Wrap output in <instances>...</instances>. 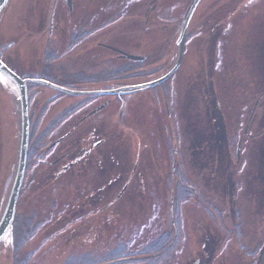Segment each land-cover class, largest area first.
Segmentation results:
<instances>
[{
    "label": "rangeland",
    "instance_id": "rangeland-1",
    "mask_svg": "<svg viewBox=\"0 0 264 264\" xmlns=\"http://www.w3.org/2000/svg\"><path fill=\"white\" fill-rule=\"evenodd\" d=\"M188 1L71 0L73 7V12H71L68 10L66 0H10L5 10L4 21L0 26V37L3 43L12 42V46H6L9 47L10 57L20 64H28L27 66H31L34 72L40 69L42 78L52 80H82V77L91 76L92 73L103 75L102 72H108L109 68L115 69L127 63L122 57L118 58L116 54L118 52L94 46L96 42L114 45L126 54L142 55L147 59L139 63L138 68L130 73L124 76L114 74L109 79L143 83L148 76L140 77L142 71H150L151 68L157 67L163 74L165 69L171 65L177 39V30L173 28L178 20L174 19L179 16ZM161 8L163 12L156 15ZM148 10L150 11L147 12ZM145 13H147L146 16H141ZM138 15L141 21L135 20ZM144 17L146 21H143ZM159 17L162 18L161 21ZM200 17H202L200 21L202 25L198 22ZM101 21H103L102 27L100 26ZM82 22L90 24L84 27L85 30L91 29L97 32L92 33L93 35L91 34L82 43L72 48L70 52L65 51L64 46L68 49L69 33L76 31ZM147 23L149 29L143 30ZM50 25L58 29L48 31ZM186 34L182 60L172 76L160 85L138 91V94L130 101L131 103L136 102L140 96L148 99L147 105L143 108L149 112L146 138L141 141L142 144L143 142L148 144L147 148L150 152L139 154L140 163L143 161L144 165V162H147L150 166L151 176L147 179V197L142 198L141 196L138 200L134 198L132 201L124 198V200H118L117 203H114L113 199L110 201L114 203L116 210H113L114 207L111 209L119 216L107 235L103 234V246H101L107 249L111 245L126 241L129 253L124 255L128 258L120 262V255H122L120 252L117 255L118 259L116 258L117 261L105 263L108 259H102L104 263H100V259L93 258L90 262H83L85 264H141L134 263L138 257L137 253L150 240L160 237L169 218L166 212L170 204H175L173 209L176 222H178V208H185L186 226L190 234L187 239L188 251L195 246L192 242L197 239L199 251L205 250L207 253V255L204 254L206 259H203L205 264H250V260L244 259L236 246L245 247L246 244H252L255 238L248 235H255L259 232L263 234L262 243L259 246L263 244L264 0H199L190 14ZM136 84L141 83L129 85ZM33 85L41 88V94H43L40 100H34L36 106L42 105L43 102L46 103L55 95H60L61 105L56 109H61L62 104L84 97H67L53 88ZM4 98L0 97V191L2 196L7 192L16 158L14 104L10 94ZM258 98L259 102L256 107L255 101ZM163 99L171 113L170 116H165ZM218 104L220 109L216 110ZM175 107L179 109L177 117L179 124L176 123L178 113L176 114ZM136 110L138 111V108ZM250 111L254 116L250 121L248 133L253 135L258 132L259 137L255 140L252 137L243 136L242 132ZM104 113L107 114V111ZM49 119L50 113L40 121L41 126L38 123L33 128V124V133L37 134ZM161 127L165 129L163 130L164 138L166 135L167 138L172 139L177 131V136L182 137L186 143L172 142L164 146ZM134 129V143L128 138L127 131H125L123 141L119 138L121 150L127 149L130 154L135 153L138 135L142 137L138 126ZM235 131H237V139L242 150L239 149L241 161L238 168L232 152L228 158V149L226 151V137L232 134L233 139L229 141V149L233 153L236 149L237 154L239 145L236 148ZM192 140L195 141L192 142ZM184 153L188 156L187 163L184 157L181 158ZM193 157H195L194 160H200L197 169L192 161ZM31 163L29 152L28 165ZM173 168L175 174L172 177L170 171ZM186 170H189L190 174ZM5 172L7 183L4 185L2 181ZM167 175L172 178H166ZM57 182L58 180L54 183ZM123 182L117 185L116 192L122 189ZM234 183H237V190L239 185L246 187L242 194L236 191L235 200L232 199ZM78 192V190L71 192V197L77 196ZM1 195L0 210L4 202ZM59 195L58 199L60 198L61 202L69 201L67 199L69 196H61L63 192L60 191ZM24 196L23 199H25ZM31 198L30 203L23 205V210H27L30 206H37L38 202L33 201V197ZM136 201L138 204L135 203ZM142 201L145 202L142 203ZM239 202L252 203L254 209L250 216L252 226L246 227L247 235L244 239L238 232L240 226L231 227L234 223H228L230 219L233 220L235 214L233 207ZM191 203L209 209L212 217H216L214 206L221 210L222 221L220 219H215V221L222 223V226L214 221L218 232L208 233L206 231V227H203L201 223L202 215L194 210ZM127 205L135 208L128 212ZM225 211L230 214L229 218L224 217ZM223 221L231 228L230 235H225L229 239L225 248L222 247ZM60 224L59 221L53 226L49 225L50 227L48 226L44 232L54 230ZM104 231L106 229H103ZM62 235L46 247L41 255L46 254L52 257L60 253L63 250L61 244L65 242ZM40 236V234L36 236L29 249L39 242ZM168 239L163 237L162 241H168ZM105 241H108L107 244ZM77 249L79 248L70 249L69 244L65 252L71 253L73 252L71 250ZM8 252L9 243L6 238L0 244V264H11ZM104 252L107 255V252L103 250V254ZM64 256L66 255H59L56 261H60ZM256 257L257 254L254 260ZM262 259V264H264V252ZM35 260V264H38L36 256ZM44 264H54V262L48 259Z\"/></svg>",
    "mask_w": 264,
    "mask_h": 264
},
{
    "label": "flooded vegetation",
    "instance_id": "flooded-vegetation-1",
    "mask_svg": "<svg viewBox=\"0 0 264 264\" xmlns=\"http://www.w3.org/2000/svg\"><path fill=\"white\" fill-rule=\"evenodd\" d=\"M7 4L0 11V26L4 21ZM124 9L125 8L122 7L123 11H125ZM162 9L163 8H161L156 15H160V13L163 12ZM68 10L73 12L72 4L71 9H69L68 7ZM149 11L150 10H148L147 12ZM146 15L147 13H145V15L142 14L141 16ZM134 17L135 16L133 15V18ZM159 18L161 21L162 18ZM171 18L173 19L174 17ZM201 18L202 17H200L198 22L201 21ZM176 19L178 20V16H176L174 20ZM135 20L141 21V17L138 15V18H135ZM146 20V17H144L143 21ZM177 22L173 29H176ZM102 24L103 21H101L100 23L101 27ZM148 25V23L145 24L143 30H146L145 28L149 29ZM56 29L58 28L54 25H50V27H48V31H54ZM96 32L97 31H95V33ZM70 36L71 32L69 33L67 45L70 41ZM84 40L79 41L74 47L82 43ZM2 41L3 40L0 37V60L5 65H7L14 73L24 79L43 76L40 73V69H37L36 72H34L31 69V66H27L28 64H20L19 62H17V60L10 57L9 50L6 49V43H3ZM100 44L101 43L96 42L94 46L99 47ZM67 47L68 49H65L64 46V50L67 52H70V50L74 48H70L69 46ZM85 67L87 69V66ZM81 86H83V89L94 90L114 87L116 85L112 86L105 84V82L103 81H97L87 85L80 84L78 85V88H80ZM41 93L42 91L39 88L33 87L29 84L27 85L30 133L32 125L37 120L39 126H41L40 121L49 113L50 119L38 131L37 134L32 132L33 139L36 136L46 133V142L39 148L34 147L36 151H31L32 163L30 165H28L27 163L23 179V184L25 186H27L28 184L30 185L28 186V190H25L27 191L26 194L25 192H22L21 196H19L20 201L21 199H23V196L25 194V199L33 197V201L35 200L36 202H38V204H36L37 206L34 207L35 213L37 214L34 223L36 224V227H39L35 230L36 233L34 235V239L38 234L41 235L39 237V242L36 243L38 249L35 252L36 259L38 258V264H43L40 263L41 257L46 255H41L42 251L44 252V249L52 244V242L54 241H52V239L61 236L63 233H65L64 235H62L65 243H67L68 245L70 244V249L79 248L77 250H71L73 251L72 253L81 257L101 259L103 250L107 253H110L117 252L119 248L123 249L122 255L129 253L126 241H123L124 243L121 244L116 243L115 245H111L107 249H104L101 246H103V234L105 233V235H107L109 229H112V226L116 224L115 220H118L119 214L113 211L116 210L115 206H113L114 203H117L118 200H124V198L126 200L132 201L134 198L142 196L136 195L137 193L134 192L133 186L134 184L139 183L140 189L138 190V193L143 191L142 189H144L145 181L151 176L149 164H147V162H144L143 165V161L140 163L139 160V154L150 152V149L147 148L148 144H146L145 142H143L142 144L141 141L142 139L146 138L145 131L147 129L146 123L148 120L147 118L149 112L147 110H143V108H145V106L147 105L148 99L146 100L144 97L140 96L138 97L136 102L131 103L130 101L138 94V92H131L125 95L100 93L90 96H84L75 101H72L73 99H70L72 102H66L62 104L61 109H56L61 105V100L59 98H55V100L50 101V106L45 108L43 107V104L45 102H43L42 105L39 104L40 106H36L34 104L35 99H41L43 95ZM7 94L11 95L12 102H14L16 99L14 98L16 96V93H14L13 87L2 75H0V97H3V99H5L4 97H6ZM163 102L165 103L163 105L165 116H170L171 113L170 111H168L167 104L164 99ZM132 107H134L133 110ZM137 108L138 111L136 110ZM175 108L177 114L179 109L177 107ZM218 109H220L219 104L216 107V110ZM104 111H107V114H105ZM251 111L247 116V120L243 126L242 132L243 136H249L255 140L259 137L258 132H255L253 135H250L248 133V128L251 124L250 121H252L254 115L251 113ZM178 116L179 113L176 116L177 124L180 123L179 119L177 120ZM137 126L138 130L142 133V137H140V134L138 135V137L136 138L137 145L135 146V153L132 152L133 154H130L127 149L121 150L119 138L121 141H123V136L125 134V131H127L129 133L128 138L131 139L132 143H134V128H137ZM163 130L165 129L161 127L160 132L163 135L162 142L164 146H167L172 142L178 143L179 141V143L182 144L186 143L182 137L180 138L179 136H177V131L176 135H174L172 139L167 138L166 135L164 138ZM170 131L174 132V130L171 129ZM235 132L236 136H234V138H236V142H238L237 131ZM177 137H179L180 139H177ZM231 139H233L232 134L226 137V151L228 149L227 152L229 154L228 158H230L231 156V150L229 149V141ZM193 141L195 140H192V142ZM192 144L196 146V144ZM197 146L200 147L201 145ZM184 155H182L181 158L184 157V160L187 163L188 156ZM194 158L195 157L192 158V161L196 166L195 169H197L200 160H194ZM186 172L190 174L189 170H186ZM170 173L173 177V175L175 174L174 168L170 171ZM167 177L168 175L166 176V178ZM172 177L169 176L168 178ZM56 180H58V182L54 183ZM131 181L132 184L130 186ZM2 182L4 183V185L7 183L6 172L3 175ZM75 182H79V187L75 186ZM121 182H123V187L120 191L116 192L117 185ZM55 184L57 185L53 189V192L47 195L46 188H48V186L50 185ZM245 188L246 187H243L242 191ZM77 190L79 191L78 195L72 198L70 195L71 192H75ZM60 191L63 192V195L61 196H69V198L67 197L69 201L61 202L60 198L58 199V197L60 196ZM1 194L2 193L0 191V195ZM6 194L7 192L3 196L1 195L4 202L6 199ZM239 194H242V192H239ZM45 197L47 200L45 199ZM50 197L52 201L54 200L52 203H50ZM112 199L114 203H110ZM232 199H236L234 191H232ZM3 205L0 212L3 209ZM191 205L193 206L195 211H198V213L202 215L201 223L203 227H206V231L208 233H215V231L218 232V229H216L215 227L213 217L210 213H207V210L209 209H205L198 204L191 203ZM252 207V203L242 204V202H239L237 206L233 207V210L235 211L236 209H239L241 211L240 219L237 222L231 219L228 221V223H234L231 227L240 226L239 232L243 239L247 235V232H245L246 227L249 228V226H252V221L250 220L251 211L254 210ZM134 208L135 207H130L129 205H127L126 210L129 212ZM173 208L174 204H170L169 210L166 212L169 218L168 220L166 219L167 221L165 223V227L162 230L160 237H158H167L169 239L168 241H164L165 244L163 245V241L161 239L160 244H157L155 246L158 251L152 252L150 255L157 257H162L164 255V257H162L163 261L159 262V264H182V262H184L185 264H205L203 259H206L205 255H207V253H205V250L199 251V248L197 247V239H194V241L192 242L195 246H192L188 251L189 247L187 239H189L190 234H188L186 226L187 220L185 208H180V222L179 219L178 222H176ZM227 216L229 218L230 214L225 211L224 217L226 218ZM59 221L61 222V224L56 229L50 230L47 233L44 232L48 229L49 225L53 226L59 223ZM223 226L224 229L222 231V247L225 248L227 247V242L229 240L227 237H225V235H230L231 228L228 227L224 221ZM103 229H106V231L103 232ZM254 231L256 232V229ZM248 236L255 238L252 243L253 245L249 243L246 244L245 247L236 246V248L240 250L239 252L242 254L244 259L250 260V264H262L264 250L261 253L260 250L262 249V246H264V241L260 246L259 244L262 243L263 234L259 232L258 234H249ZM128 241L129 240H127V242ZM198 241L203 242L206 240ZM43 242H46L47 244L44 248H42V246H44L42 245ZM107 242L108 241H105V244H107ZM149 242H151V240ZM199 247L201 248V244ZM41 248L42 250L40 251ZM259 253L261 255H259ZM256 254L257 257L256 260H254V256H256ZM123 258H128V256L124 255ZM35 261L36 260L34 258V262Z\"/></svg>",
    "mask_w": 264,
    "mask_h": 264
},
{
    "label": "water",
    "instance_id": "water-1",
    "mask_svg": "<svg viewBox=\"0 0 264 264\" xmlns=\"http://www.w3.org/2000/svg\"><path fill=\"white\" fill-rule=\"evenodd\" d=\"M8 0H0V11L3 9L5 4ZM199 0H191L189 5L187 6L185 13L183 15L182 23L180 26L178 39H177V46L175 45L172 62L171 65L173 66L164 74L159 76L158 78L148 81V82H138V81H112L107 83L108 85H127V84H134V83H141L131 86H122L113 89H95V90H75L69 88H75L76 86L84 83L82 80H52V79H22L16 73H14L10 68H8L1 60H0V74L13 86L16 99H17V107H16V114L14 113V122H15V150H16V158H15V170L14 176L10 177V181L7 188V199L5 202V206L2 210V214H0V242L3 238L8 235L11 236L12 232V222L15 215V207L16 202L19 194V190L22 184L23 176H24V169L26 164L27 158V150H28V142H29V114H28V97H27V84L35 83L37 85L53 88L59 92H62L67 95L71 96H81V95H92V94H125L131 91L136 90H145L152 88L156 85H160L164 81H166L171 74L177 69L179 66L182 56H183V47L186 35V27L188 23V19L193 7ZM67 5L69 9H71V2L67 0ZM116 52L119 53L120 57L130 59V60H141L145 57L138 56V55H131L126 54L114 47L106 46ZM177 55V56H176ZM176 58V59H175ZM51 82V83H50ZM54 83V84H52ZM57 84V85H55ZM60 85V86H58ZM64 86V87H61ZM68 87V88H65ZM13 178V179H12ZM12 181V182H11ZM11 183V186H10ZM10 187V189H9Z\"/></svg>",
    "mask_w": 264,
    "mask_h": 264
},
{
    "label": "trees",
    "instance_id": "trees-1",
    "mask_svg": "<svg viewBox=\"0 0 264 264\" xmlns=\"http://www.w3.org/2000/svg\"><path fill=\"white\" fill-rule=\"evenodd\" d=\"M120 10H121V8H120ZM86 25H90V24L88 22L87 23H85V22L80 23L77 31L70 36V41L68 43V46L70 48L74 47L79 41L84 40L85 38L89 37L92 33L93 34L95 33V31H92L89 28L88 29L90 31L85 30L84 27ZM11 44H12V42L6 43V45H8V46ZM125 62H127V63L123 64L117 70L108 69V72L106 71L103 75H100V73L96 74L94 76H88L87 75L86 77H82V81H84V83H86L85 85H87V84H91L93 82H97L99 80H102L103 77H109L111 74H113V76H114V74H118V75L123 74V76H124L127 73H130L131 71L137 69L138 64H136V63H140V62H132L129 60H126ZM170 67H171V65L168 66L165 69V71H167ZM158 72L161 73L159 68H157V67L151 68L150 71H142L141 72L142 74L140 77H142V76L147 77L148 76V78H152V77H155L158 74H160ZM155 74H157V75H155ZM46 103H44V105H43L44 108L47 107ZM37 121L34 123L33 128L35 125L38 124ZM32 132H33V129L31 131V135H30V141L31 142H30V146L28 149V152H30V153H31V151H36L34 147L39 148V147L43 146V144L46 142V133L41 134L39 136H36L33 139L32 138ZM78 184H79V182H75L76 187L77 186L79 187ZM29 185L30 184H28L23 189L24 192ZM236 186H237V183L234 184L233 190L235 192L238 190L240 191V189H238V190L236 189ZM52 187H53V185H50V186H48V188H46L47 194H50L51 192H53L54 188H52ZM133 189H134V192L137 193L136 195H142V198H145L147 190H148L147 189V180L145 181L144 189H142L144 191V195H143V191L138 193V190L140 189L139 183L134 184ZM140 197L141 196L135 198V200H138ZM21 200L22 201H20V203H18L19 204L18 210H17V213L14 217V221L12 224V235H11V239H10V243H9V252H8L9 253V259L11 261V264H35V262H34L35 257H33L35 254V250H34V247H31L29 249V246L32 242V239L34 238L35 233H36L35 230L37 228H39V227H36V224L34 223V220L36 219L37 214L35 213L34 207H31V206H30V208H27V210L22 209V207H23V205H25V203L31 202L30 201L31 198L30 199H21ZM50 200H51L50 203H52L54 201V200L52 201L51 197H50ZM143 202H145V201H142V203ZM135 203H137V201ZM180 208L181 207H179L178 211H177L179 214H180ZM213 209H214V215L216 216V217H213L214 221H215V219L221 220V218H222L221 210L219 208H217L216 206H214ZM173 212H174V209H173ZM234 212H235V214L233 216V220H235V222H237L241 217L240 216L241 211L239 209H236ZM207 213H210V211L207 210ZM211 216H213V215H211ZM178 218H180V216H178ZM215 222H217V221H215ZM56 238H58V237H55V239ZM55 239H52V241ZM161 239L162 238H156L153 241H151L150 243H148L141 250H139L137 253L138 257L135 259V262L141 263V264H159V262H162L163 261L162 258H159L157 256H152V255H146L148 253L151 254L152 252L158 251L155 248V246L157 244L158 245L160 244ZM163 244H165V242H163L162 245ZM67 245L68 244L65 242L63 244H61L63 250H61L60 253H58L55 256H52V257H50L48 255L42 256L40 263L44 264L45 262H47L48 259H51L52 262H54V264H60V263L61 264H85L83 262H90L91 261L90 258L81 257L79 255H71V254H74L72 252L66 253L65 250H66ZM120 252H121V249L118 250V253L117 252H110L107 255H105L103 258H101L99 260V262L101 263L102 259H105V260L108 259V262H112L117 258V255H119ZM62 254H65V255L68 254V255L64 256L63 259H61L60 261L57 262L56 258H58L59 255H62ZM102 263H104V262H102ZM105 263H106V261H105Z\"/></svg>",
    "mask_w": 264,
    "mask_h": 264
},
{
    "label": "bare ground",
    "instance_id": "bare-ground-1",
    "mask_svg": "<svg viewBox=\"0 0 264 264\" xmlns=\"http://www.w3.org/2000/svg\"><path fill=\"white\" fill-rule=\"evenodd\" d=\"M6 238L8 239V237H5V238L3 239V241H4ZM3 241H2V242H3ZM8 243H10L9 239H8ZM46 245H47V244H45L42 248H44ZM42 248L40 249V251L42 250Z\"/></svg>",
    "mask_w": 264,
    "mask_h": 264
}]
</instances>
